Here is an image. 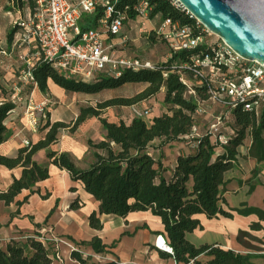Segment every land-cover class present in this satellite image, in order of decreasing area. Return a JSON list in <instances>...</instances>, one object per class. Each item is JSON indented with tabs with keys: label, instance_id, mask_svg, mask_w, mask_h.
<instances>
[{
	"label": "trees",
	"instance_id": "1",
	"mask_svg": "<svg viewBox=\"0 0 264 264\" xmlns=\"http://www.w3.org/2000/svg\"><path fill=\"white\" fill-rule=\"evenodd\" d=\"M8 2L6 9L11 11L22 10L26 6L34 7L33 0ZM137 2L138 0H114L113 16L126 14L128 18H135L134 5ZM149 2L153 6L152 17L158 15L161 18L180 19L192 26L195 32L204 31L205 27L199 25L175 0ZM102 13L101 9H97L91 14H84L80 20L81 29L96 25ZM16 31L14 27L9 32V44L13 42ZM156 40L153 37L149 39L152 43ZM2 49L0 44V52ZM197 51L199 49L171 53L168 59L156 63L154 69L124 70L119 77L103 75L90 81L65 79L49 62H39L34 75L43 94H48L50 81L67 92L83 93H98L103 89L118 88L127 83H144L147 86L131 97H112L100 101L96 106H83L71 122H53L50 113H45L39 126V130L44 133L42 138L21 146L14 156L0 153V165L8 169L22 168L20 176H14L8 188L0 190V200L7 206L15 203L18 206L17 213H20V207L28 202L29 196L38 192L34 189L35 185L50 177L49 166L34 158L39 151L46 150L52 164L65 169L73 181L81 183L85 191L99 202L98 210L89 216L91 228H104L102 215L125 218L131 212L149 211L163 225V229L156 234L163 235L173 248L172 254L163 251L162 254L173 258L177 264H200L198 258L201 255L209 258L207 264H257L255 259L264 260V238L251 233L264 229V208L248 203L240 207H230L226 198L227 185L230 182L226 173L238 168L239 148L244 146L247 138L251 145L245 156L253 159L256 165L251 171L252 176L245 182L238 180V184L240 187L247 184V192L251 194L261 183L259 175L262 171L261 163H264V114L258 117L253 111L245 109L244 105L235 106L231 110L234 115L235 135L229 137L228 143L220 146L214 142L211 134L205 133L196 140V148H190L186 155L178 156L173 168L163 164L161 158L156 157L150 150L156 140H161L163 144L183 141L196 122L194 112L198 101L194 96H185L187 86L180 77L182 72L188 76L191 74L190 69L181 67ZM195 89L200 98H208L203 86H196ZM161 93L168 111L154 116L150 123L143 116H135L129 123L111 122L103 116L104 110L109 107L138 105ZM15 108L10 101L0 102V144L12 135L6 120ZM92 117L100 121L106 135L98 142L88 140L93 160L88 168H81L70 153L53 150L51 146L59 141L62 130L69 129L75 133ZM23 190H29V195L21 200L17 199ZM49 196L46 193L42 198L48 199ZM57 206L58 201L47 218ZM70 208L78 209L79 200H74ZM235 214L245 217L255 214L259 218V221L250 225V230L239 231L236 238L246 252L224 248L220 243L196 246L186 237L188 232L204 228L200 216L208 219L218 216L232 219ZM140 228L149 229L146 224L136 227V230ZM79 243L88 245L96 254H114L112 249L116 247L117 241L106 244L101 237L95 235L90 240ZM71 257L79 264H91L78 249L72 251ZM52 262L48 249L34 236L29 237L25 243L12 240L5 248L0 246V264ZM101 264H120V261L114 257Z\"/></svg>",
	"mask_w": 264,
	"mask_h": 264
},
{
	"label": "built area",
	"instance_id": "2",
	"mask_svg": "<svg viewBox=\"0 0 264 264\" xmlns=\"http://www.w3.org/2000/svg\"><path fill=\"white\" fill-rule=\"evenodd\" d=\"M34 7L26 6L22 10H13L18 13L14 21L18 29L12 51L32 47L31 54L21 53L19 58L23 61L21 79L23 86H16L8 101L16 107L23 108L25 127L37 131L45 118L47 101H38L35 91L38 84L34 71L39 62H49L52 68L65 79L94 80L100 76H121L124 70L139 71L154 69L156 63L152 59L141 56H121L119 50L129 41L125 27L130 19L126 14L113 16L114 0H33ZM175 3L181 4L175 0ZM182 6V5H181ZM97 9L103 11L96 25L82 30L80 20L84 14H91ZM136 12V27L138 37L135 40L149 41L151 37L165 43L168 59L171 53L178 51H199L190 55L189 61L181 68H188V76L182 72L181 81L187 86L185 94L194 96L198 101L195 118L205 112L203 101L198 98L197 91L190 81L195 79L197 86H203L208 99L218 101L224 111L216 116L210 125L209 131L214 142L226 145L229 137L235 135V130L229 128L225 132L224 120L226 115L237 105L253 111L258 117L264 114V63L249 60L238 55L223 41L210 40L209 30L195 32L194 28L180 19L170 17L161 18L151 16L153 6L149 0H138L134 5ZM11 12V11H9ZM192 16V15H191ZM159 20L152 24L154 19ZM198 24L201 23L198 21ZM198 25V26H199ZM2 54L10 52L2 50ZM165 59V60H166ZM26 85H32V90L23 93ZM187 97V95H185ZM40 113V114H39ZM141 113H149V110ZM203 134L196 123L190 133L185 135L182 143L191 149L197 147L196 140ZM23 143L28 145L29 139ZM249 138L244 143L246 151L250 147ZM43 231V230H42ZM46 232V229H44ZM48 249V242H54L51 250L53 258L63 261L60 251L61 244H68L62 237L53 235L37 237ZM155 246L167 253H173V248L161 234L157 235ZM72 251L76 250L72 246ZM49 251V249H48Z\"/></svg>",
	"mask_w": 264,
	"mask_h": 264
},
{
	"label": "crops",
	"instance_id": "3",
	"mask_svg": "<svg viewBox=\"0 0 264 264\" xmlns=\"http://www.w3.org/2000/svg\"><path fill=\"white\" fill-rule=\"evenodd\" d=\"M8 4H9L8 0H0V19H2L5 22L4 25L8 27L7 32H4L0 29V33L3 34L5 33V35L7 36L9 32L15 27V26L13 27L14 21L18 16V13H16V11H11L6 9V6ZM158 20H159L158 18L154 19L151 25L155 24ZM136 23H137L136 18H132V19L130 18L127 21L125 27V33H127L129 37V41L125 47L120 48L119 54L121 56L133 57L135 54L136 47H140L142 44L146 42L152 43V41L135 40L138 37V28L136 27ZM17 31L14 34L13 42L16 36H18ZM13 42L9 44L8 41L6 40L5 45H3L4 42L2 40V36H0V44L3 47L2 50H7L10 52L9 55H4L0 52V102L8 101L11 93L13 92L16 86H23L22 83H19L21 80L20 71L23 65V61L19 58V55L21 53H26V51H33L32 47H27L23 49H16L11 52ZM163 54H164V58L166 59L167 55H165V52H163ZM127 84H139V85L143 84V87L139 90V92L142 91L147 86L144 83H127ZM24 87L25 88L30 87V91L33 88L32 85H26ZM49 91L51 92L55 91L64 96L70 95L69 101L75 99L77 100V98L88 100L89 96H92L94 94V93H83V92H67L61 89L58 85H56L52 81L49 82ZM35 95L38 101H47V104L52 103V100L47 98V96H45V94H43L39 90V88L35 91ZM75 102L76 101H74V103ZM18 109L19 107H16L10 113L9 117L6 120V124L12 130V135L6 142L0 144L1 154L14 156L16 155L18 149L21 146L25 145L23 143L24 139H29L31 142H36L44 135V133L40 130L32 131L29 128L25 127V117L24 116L22 118L19 117L20 113H17ZM74 115L77 116L78 113H74ZM51 117L53 118V122L57 120H62L59 117H57V115H54V113H52ZM90 120L91 119L89 118L85 123H83L78 131L79 132L82 131L86 123ZM20 121L22 122V125L19 124ZM62 131L59 136V142L52 145L51 149L59 152L70 153L79 167L88 168L92 163V159L91 157H88V154H90L91 151L88 150L89 145H87L85 139L82 138L81 141L63 140V144L60 146L63 137ZM100 132L101 134H103V131ZM104 135H106V131L104 132ZM91 136H89L87 140L91 139L94 142H98L102 140L101 135H99V137L95 139L93 136L92 137ZM166 148H167L166 146H162L156 149L150 148V150L154 151V154L155 152L158 153L157 157L161 158L163 164H165V158L167 156L169 155L173 156V161L172 159H169L171 160V163L165 164L170 168H173L176 165L177 158L179 155H186L190 151V148L185 147L184 150H179L175 154H171L170 152H167ZM245 154L240 152V155L238 157L239 159L238 168L231 169L229 172H227L226 178H229L228 174L231 171L239 170L241 168L242 163L240 156H243ZM164 156L166 157L164 158ZM34 158L39 163L47 164L49 166L50 177L44 181L38 182L35 185L34 189L38 190V192L31 194L29 196L28 202H26L20 207V213H17L18 206L15 203H12L11 205L7 206L3 201L0 200L1 229L5 228V230H7L8 232V230H17L19 225H23L25 227H30L31 229L29 231L40 232L44 229H47L46 224H49L50 227L53 228L56 232H58L60 235H63L60 237H62L68 243L67 244L68 246L75 247V245H77L76 242L78 243L82 240H90L95 235L101 237L106 244H111L113 241H117L116 247L112 249V252L114 254H110L111 255L110 260L114 259L115 257L120 261V264H177L173 258L171 257L168 258L165 255H163L162 251L159 250L154 244L156 236L159 235L156 234V232L161 231L163 229V225L158 217L152 215L149 211L131 212L125 218L114 217L112 215H102L101 218L105 223L104 228L102 230L93 229L89 225V216L93 211L98 210L99 202L96 201L91 194L85 191L81 183L73 181L70 177V174L65 169H60L58 166L52 164L49 158L47 157L46 150L39 151L34 156ZM79 159L85 160V163L82 165L79 164L78 163ZM251 160L256 165L255 161L253 159ZM263 164L264 163H261V166ZM21 170H22L21 167L8 169L5 166L0 165V190L7 189L8 186L12 183L14 176L16 177L20 176ZM251 176L252 174L250 175V177ZM259 181L261 183L256 186V190L251 194L246 192L247 194L245 200H242L239 206L235 205L233 207H240L242 204L248 203L251 206L264 208V203H263L264 194L261 196L260 199L256 200L255 202L256 204H251L248 202V197L256 193V191L259 189L260 186H263L264 188V169H262V171L260 172ZM244 186L241 187L243 188ZM45 191H47L46 193L50 194L48 199L42 198V195L46 194ZM29 193H30L29 190H23V192L17 197V199L21 200L23 199V197L29 195ZM228 196L229 195L227 192L226 194L227 202H228ZM76 199L79 200V208L71 209L70 205ZM57 201H58V206L54 209V212L50 214V216H48L47 218V215L50 213L51 209L55 206ZM45 205H47V207H45ZM237 216L242 219L244 225L243 227H237L236 229H232V230L228 229L226 225V221L222 216H218L217 218H212V219H208L204 216H200L204 228L196 229L193 232H188L186 234V237L190 242H192L196 246H200L206 243L208 244L220 243L224 248H230V249L234 248L237 251L246 252V249L243 248L237 242L236 238L239 234V231L250 230V225L253 222L259 221V218L255 214H250L247 215L246 217L235 214L233 218ZM109 217L115 218L116 224L114 225L115 227L109 225V230L106 233V229H108L107 228L108 224H106V218ZM144 224L148 225L149 229L140 228L136 230V227L143 226ZM262 224L264 226V221H262ZM86 230L88 234L86 235V237H84L82 232ZM117 230H119V234H117ZM140 232H142V235L139 234ZM251 233H253L255 236L261 239L264 238V229H261V231H251ZM121 234H123L122 237L120 236ZM110 235L112 236L111 239L109 237ZM107 237L109 238L107 239ZM128 237L133 239L132 241L134 242L132 244H126V246H122V248H120L121 247L120 243L123 240L126 241V238ZM65 245L66 244L60 245L61 250L64 252L66 251L63 250L64 249L63 247ZM89 248L92 252H94L91 247ZM198 259L200 261V264H207V261L209 260V258L204 255H201ZM256 260L258 259H255L254 262L257 263Z\"/></svg>",
	"mask_w": 264,
	"mask_h": 264
},
{
	"label": "rangeland",
	"instance_id": "4",
	"mask_svg": "<svg viewBox=\"0 0 264 264\" xmlns=\"http://www.w3.org/2000/svg\"><path fill=\"white\" fill-rule=\"evenodd\" d=\"M5 22L0 19V29L4 32H7L8 27H6ZM15 25H13L14 27ZM208 30L207 28L204 29V32L207 33ZM209 34V38L210 40L213 41H217V42H221L222 40L215 34V33H207ZM0 36H2V40L4 42L3 45H5V42L7 40V35H5V33H0ZM167 47L165 45V43H163L162 41L156 40L153 43H144L142 44L140 47H136L135 50V54L134 56L138 55L141 57H145L148 59H152L155 63L161 62L165 60L164 58V54L163 52H166ZM27 54H31L29 51H26ZM164 59V60H163ZM20 77V75H19ZM19 83H22V79L20 80ZM191 85H193V87H196L198 85V82L195 79H192V81H190ZM60 87V86H59ZM143 87V84L139 85V84H126L123 85L121 87L118 88H114V89H103L102 91L98 92V93H94L92 96H89L88 100H84L82 98H77V100H72L69 101L70 99V95L64 96L62 94H59L58 92H51L49 91L48 94H45V96H47V98L52 100V103H48L46 105L45 108V113H50V119L51 121H53V118L51 117L52 113H54V115H57V117H59L62 120H65L67 122H71L76 118V115H74V113H79V110L81 107L83 106H96L100 101H104L106 99L112 98V97H131L133 95H136L137 93H139V90ZM61 89H63L62 87H60ZM64 90V89H63ZM30 91V87H27L24 89L23 93L26 94ZM187 95V97L189 96V94H185ZM198 96V95H197ZM199 99H201V101H203L204 105V109L205 112H203L201 115H199L196 118V125L197 128L202 132V133H206L207 131H209L210 125L214 122L216 116H218L219 114H221L224 109L223 106L218 102V101H213L210 100L208 98L206 99H202L198 96ZM74 101H76L74 103ZM82 101V102H81ZM149 110V113L145 114V113H141L143 114V118L147 121V123H150L152 118L156 115H161L163 113H165L166 111H168V106L164 103L163 101V94H159L156 95L155 97H152L151 99H148L138 105H133V106H116V107H109L107 109L104 110L103 112V116L105 118H107L109 121L111 122H120V121H124L126 123H129L135 116H141L140 113H137L138 111L143 112L145 110ZM17 113L19 114V117L22 118L23 115V108L19 107ZM40 114V113H39ZM224 115H226V118L224 120V128L223 130H225V132L229 133V128H233L234 127V115H232L231 112L229 113H224ZM56 117V116H55ZM91 120L88 121L86 123V125L84 126V129L82 131H77L75 133H72L69 129H65L62 131V140H61V144L60 146L63 144V140H80L82 138L85 139V141L88 144V140L87 138L89 136H93L94 139L99 137V135H101L102 139L105 137L104 132L105 130L103 128H101L100 125V121L94 117L90 118ZM20 125H22V122H19ZM102 129V130H101ZM39 131V129L37 130ZM100 131H103V134H101ZM100 133V134H99ZM43 135V133H42ZM79 135V136H78ZM91 136V137H92ZM59 142V141H58ZM162 146H166L167 148V152H170L171 154H175L177 151L179 150H184L185 149V145L182 143V141H174V142H169V143H162L161 140H157L154 143L153 149H156L157 147H162ZM88 150L90 151V148H88ZM240 152L242 153H247L246 149H244V147H240L239 148ZM152 151V150H151ZM219 151H221L219 149ZM154 153V151H152ZM158 153L155 152V156L157 157ZM246 155V154H245ZM240 156L241 159V168L239 170H234L231 171L228 175L229 181L230 183L227 186L228 189V204L229 206H239L240 203L242 202V200H245L246 198V192L249 190L248 189V185L245 184V186L239 187L237 180H242L245 181L246 179H248L251 175V169H253L254 167V162L249 159L246 158V156ZM88 157H91V159L93 160L92 154H88ZM166 156H164L165 158ZM173 161V156H167L165 158V164H170L171 160ZM79 164H84L85 160H78ZM262 169H264V164L261 166ZM236 180V181H234ZM47 191H45L46 193ZM264 194V188L263 186H260L259 189L256 191V193H254L253 195H250L248 197V202L251 204H256V200L260 199L261 196ZM49 206V205H48ZM45 207H47V205H45ZM102 219V218H101ZM226 221V225L228 227L229 230L232 229H236L237 227H243V221L240 217H235L232 219H227L224 218ZM106 224H108V229H106V233L109 230V225L114 226L116 224V220L115 218L109 217L106 218ZM105 225V223H104ZM115 227V226H114ZM46 232L40 231V232H33V231H29L31 228L30 227H25L23 225H19L17 230H5V228L1 229L0 226V246L2 248H5L6 245L12 241H19L20 243H25L27 240H29V237H35L37 238L40 235H44L45 237H50L53 235L56 236H63L60 235L58 232H56L53 228L50 227L49 224H46ZM143 232V231H142ZM142 232H140L139 234L142 235ZM83 236L86 237V235L88 234L87 230L83 231ZM117 234H119V230H117ZM105 235V232H104ZM123 234H121L120 236L122 237ZM126 235V234H124ZM118 236V235H117ZM119 236V237H120ZM111 239V235L109 236ZM107 237V239L109 238ZM82 240V239H81ZM133 239L131 238H126V241H122L120 243V248H122V246H126V244H132L134 241H132ZM48 249H49V254L51 257H53V252L51 251L56 245L54 242L49 241L48 242ZM77 245H75L74 248L78 249L81 254L84 256V258H87L88 261L91 264H101L105 261L110 260L111 255L110 254H96L94 252H92L89 248L88 245H84L81 243H77ZM63 250H66L65 252L61 250V254L63 256V261H60L59 259H57L56 257L53 258V262L52 264H78L77 261H75L74 259H72L71 257V253H72V246H68L65 245L63 247ZM89 248V249H88ZM257 263L259 264H264L262 259H258L256 260Z\"/></svg>",
	"mask_w": 264,
	"mask_h": 264
},
{
	"label": "water",
	"instance_id": "5",
	"mask_svg": "<svg viewBox=\"0 0 264 264\" xmlns=\"http://www.w3.org/2000/svg\"><path fill=\"white\" fill-rule=\"evenodd\" d=\"M238 55L264 63V0H177Z\"/></svg>",
	"mask_w": 264,
	"mask_h": 264
}]
</instances>
